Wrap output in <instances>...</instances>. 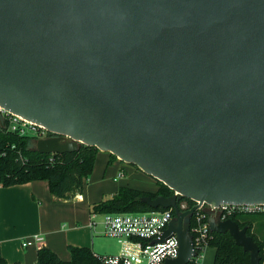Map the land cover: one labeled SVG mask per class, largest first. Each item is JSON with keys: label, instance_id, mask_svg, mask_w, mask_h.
<instances>
[{"label": "water", "instance_id": "obj_1", "mask_svg": "<svg viewBox=\"0 0 264 264\" xmlns=\"http://www.w3.org/2000/svg\"><path fill=\"white\" fill-rule=\"evenodd\" d=\"M0 107L58 135L40 153L95 146L180 197L264 204V0H0ZM140 200L173 209L153 242L189 264L197 206ZM208 224L260 264L247 226Z\"/></svg>", "mask_w": 264, "mask_h": 264}, {"label": "trees", "instance_id": "obj_2", "mask_svg": "<svg viewBox=\"0 0 264 264\" xmlns=\"http://www.w3.org/2000/svg\"><path fill=\"white\" fill-rule=\"evenodd\" d=\"M35 139L33 135H21L8 130L6 125L0 126V185L6 187L45 180L51 195L57 201L67 200L76 193H81L85 179L92 172L99 149L95 146L81 145L72 152L40 153L34 149ZM109 155L108 164L112 159H116L113 154ZM155 180L158 189L154 192L120 186L109 198L94 203L90 213L163 210L161 207L151 208L140 200L143 196L154 198L173 194L172 189ZM182 199L190 202L187 198L179 197V200ZM248 215L250 214H232L229 218L236 221L240 227L247 226V234L252 236L259 246L260 264H264V242L257 240L251 231L252 218H248ZM208 246L214 250L212 264H250L249 254L234 242L228 232H211ZM67 248L70 257L64 260L50 248L41 246L36 251L35 264H101L100 256L89 247L69 244ZM0 264L21 263L8 262L0 250ZM189 264L196 263L191 260Z\"/></svg>", "mask_w": 264, "mask_h": 264}, {"label": "built area", "instance_id": "obj_3", "mask_svg": "<svg viewBox=\"0 0 264 264\" xmlns=\"http://www.w3.org/2000/svg\"><path fill=\"white\" fill-rule=\"evenodd\" d=\"M0 111L8 130L16 131L21 135L27 134L26 130H31L36 139L47 131L42 126L36 125L1 107ZM122 176V172L117 174L118 178ZM172 191V195H176L177 198L180 197L176 191ZM74 196L80 197L81 195L76 193ZM192 206H197L190 219V232L195 250V255L191 260H194L196 264H200L208 247L211 233L208 224L210 216L224 220L232 214H264V204L237 205L221 203L213 205L193 200H190V202L178 201V207L181 211L190 209ZM95 214H91V226L95 225ZM173 216L172 208L140 212L104 213L102 223L104 235L115 238L120 245V249L117 254L100 256L101 264H163L165 259L176 257L178 240L175 234L163 241L153 242V239L159 237ZM42 239L39 234H33L24 238L21 244L23 247H28L35 243H41Z\"/></svg>", "mask_w": 264, "mask_h": 264}, {"label": "crops", "instance_id": "obj_4", "mask_svg": "<svg viewBox=\"0 0 264 264\" xmlns=\"http://www.w3.org/2000/svg\"><path fill=\"white\" fill-rule=\"evenodd\" d=\"M116 159L118 158L116 157ZM125 164L137 171H141L132 164ZM119 172H122L123 176L120 178H118L117 175L114 176V182H118L125 176L126 172L123 168H121ZM45 192V184L38 181L6 187L0 185V250L3 257L8 262L35 264L36 251L41 246L50 248L64 260H67L70 257L67 248L69 244L86 246L93 252L94 247L99 248V239L96 238L95 235H104L103 224L102 230L97 231L95 227L96 223L94 226H91L90 218L89 221H87V216L84 215L83 217L78 218V222L74 223V226L67 228L60 226L57 220L58 213L60 212V206H57L58 204L53 205L55 202L51 203V198L50 201L49 198L46 200L48 201L46 205L45 203L36 204V202L31 199L33 196H43V198H46ZM82 192H84V188L82 189ZM82 192L80 193V197H73L82 200ZM53 198L55 201V197ZM98 201L99 200H97V202ZM259 230H264V214L252 217L251 228L256 239L264 242V240H260L257 235ZM33 234H39L43 238L42 242L23 247L21 244L23 239L30 237ZM94 253L100 256L98 253ZM110 255L114 254L106 256ZM205 264H209V262Z\"/></svg>", "mask_w": 264, "mask_h": 264}, {"label": "rangeland", "instance_id": "obj_5", "mask_svg": "<svg viewBox=\"0 0 264 264\" xmlns=\"http://www.w3.org/2000/svg\"><path fill=\"white\" fill-rule=\"evenodd\" d=\"M28 135H32L31 130H26ZM34 146V144H33ZM110 155L108 152L98 151L96 154L94 166L92 172L84 181V192L83 199L79 200L75 197H69L66 201L56 200L52 197L47 181L39 180L46 186V198L43 196H33L31 199L36 202V204L42 203L47 204L48 198L53 205L58 204L60 206V212L58 213L57 220L60 226L65 228L74 226V223L78 222V218L87 216V221L92 216L90 210L92 205L97 202V200L109 198L120 186H129L136 189H144L149 192H154L158 189V183L150 175L143 173L142 171H137L126 165L125 162L119 159H112V162L108 164ZM123 168L125 170V176L121 178L118 182L113 181V177L119 173V170ZM142 172V173H141ZM51 198V199H50ZM259 215V214H256ZM248 218L255 217V215H248ZM104 220V213L95 214L96 230H102V223ZM260 240H264V230H259L257 233ZM99 239V248L94 247V252L98 253L100 256H106L109 254H117L120 249V245L115 238L95 235ZM97 239V240H98ZM214 250L212 247L208 246L205 250V256L202 263L212 264ZM68 257V256H67ZM201 263V264H202Z\"/></svg>", "mask_w": 264, "mask_h": 264}, {"label": "flooded vegetation", "instance_id": "obj_6", "mask_svg": "<svg viewBox=\"0 0 264 264\" xmlns=\"http://www.w3.org/2000/svg\"><path fill=\"white\" fill-rule=\"evenodd\" d=\"M55 136H58V135L51 133L49 131H46L45 133L42 134V136L40 138H51V137H55ZM182 201L188 202L186 199H182Z\"/></svg>", "mask_w": 264, "mask_h": 264}]
</instances>
